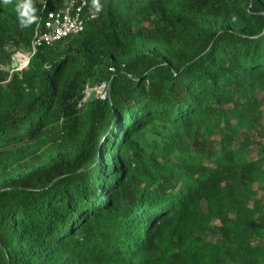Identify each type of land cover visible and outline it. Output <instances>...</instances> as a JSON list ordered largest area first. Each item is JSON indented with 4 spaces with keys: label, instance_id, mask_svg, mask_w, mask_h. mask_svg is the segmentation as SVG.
I'll return each instance as SVG.
<instances>
[{
    "label": "trees",
    "instance_id": "1",
    "mask_svg": "<svg viewBox=\"0 0 264 264\" xmlns=\"http://www.w3.org/2000/svg\"><path fill=\"white\" fill-rule=\"evenodd\" d=\"M66 5L0 0V264H264V0H89L14 70Z\"/></svg>",
    "mask_w": 264,
    "mask_h": 264
},
{
    "label": "built area",
    "instance_id": "2",
    "mask_svg": "<svg viewBox=\"0 0 264 264\" xmlns=\"http://www.w3.org/2000/svg\"><path fill=\"white\" fill-rule=\"evenodd\" d=\"M89 0H67V5L58 10L46 12L39 22L27 59L14 70H23L30 62V59L38 50L44 46H51L59 41L75 37L82 33L88 21L97 17V12H88ZM98 96H105L108 85L103 84L97 87Z\"/></svg>",
    "mask_w": 264,
    "mask_h": 264
},
{
    "label": "rangeland",
    "instance_id": "3",
    "mask_svg": "<svg viewBox=\"0 0 264 264\" xmlns=\"http://www.w3.org/2000/svg\"><path fill=\"white\" fill-rule=\"evenodd\" d=\"M28 51L29 49L26 48H22L20 50H17L15 52V54L13 55V63L15 61H22V63H24V61L27 59V55H28ZM98 88H89L87 91V98L89 99L91 96L93 95H98L97 90Z\"/></svg>",
    "mask_w": 264,
    "mask_h": 264
},
{
    "label": "water",
    "instance_id": "4",
    "mask_svg": "<svg viewBox=\"0 0 264 264\" xmlns=\"http://www.w3.org/2000/svg\"><path fill=\"white\" fill-rule=\"evenodd\" d=\"M19 67V61H15L14 63H13V68L14 69H17Z\"/></svg>",
    "mask_w": 264,
    "mask_h": 264
},
{
    "label": "clouds",
    "instance_id": "5",
    "mask_svg": "<svg viewBox=\"0 0 264 264\" xmlns=\"http://www.w3.org/2000/svg\"><path fill=\"white\" fill-rule=\"evenodd\" d=\"M9 2V0H5V3H8Z\"/></svg>",
    "mask_w": 264,
    "mask_h": 264
}]
</instances>
